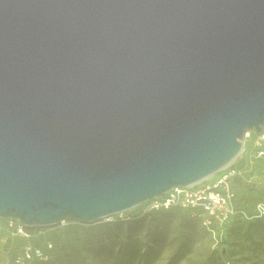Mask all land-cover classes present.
I'll use <instances>...</instances> for the list:
<instances>
[{
    "label": "water",
    "instance_id": "95a60500",
    "mask_svg": "<svg viewBox=\"0 0 264 264\" xmlns=\"http://www.w3.org/2000/svg\"><path fill=\"white\" fill-rule=\"evenodd\" d=\"M263 128L264 0H0V218L122 212Z\"/></svg>",
    "mask_w": 264,
    "mask_h": 264
},
{
    "label": "rangeland",
    "instance_id": "374dc122",
    "mask_svg": "<svg viewBox=\"0 0 264 264\" xmlns=\"http://www.w3.org/2000/svg\"><path fill=\"white\" fill-rule=\"evenodd\" d=\"M233 160L241 170L232 184L242 213L223 240L216 241L189 209L148 210L142 202L92 222L64 219L32 227L30 240H39L47 258L21 264H212L218 258L225 264H264V128L246 131ZM6 225L0 218V264H11L27 242ZM130 246L142 254L127 263Z\"/></svg>",
    "mask_w": 264,
    "mask_h": 264
},
{
    "label": "built area",
    "instance_id": "2783aa9c",
    "mask_svg": "<svg viewBox=\"0 0 264 264\" xmlns=\"http://www.w3.org/2000/svg\"><path fill=\"white\" fill-rule=\"evenodd\" d=\"M259 154H263V151L260 150ZM240 174V168L232 160L219 171L195 184L175 186L144 203L148 210L171 207L189 209L193 214L202 217L205 227L214 234L215 240L219 241L224 237L227 225L242 213L236 203L232 184V179ZM6 219V228L11 230L12 235L27 240L23 246L22 255L15 259L18 264L29 259L47 258L41 248L30 241L34 233L28 230L26 225L16 218Z\"/></svg>",
    "mask_w": 264,
    "mask_h": 264
},
{
    "label": "trees",
    "instance_id": "16d2710c",
    "mask_svg": "<svg viewBox=\"0 0 264 264\" xmlns=\"http://www.w3.org/2000/svg\"><path fill=\"white\" fill-rule=\"evenodd\" d=\"M235 219V218H234ZM234 219H232V221L234 220ZM229 225V224H228ZM228 225H227V227H226V231H225V234H224V237L226 236V233H227V231H228ZM27 229L28 230H30V231H33V228L32 227H27ZM19 238H21V237H19ZM23 239V238H22ZM222 240H223V238H222ZM31 241V240H30ZM36 247H39V248H41V246H40V244H39V240H37V239H34L33 240V242H32ZM25 244V243H24ZM24 244L22 245V247L18 250V253H16L15 255H13V258H12V262H11V264H18L16 261H15V259L18 257V256H21L22 255V250H23V246H24ZM130 250H131V252L128 254V259L126 260L127 261V263H132L134 260H136V259H139L140 257H141V249H139V248H137V249H133L131 246H130ZM34 259H39V258H34ZM25 262V261H24ZM39 262L40 263H44V261L42 260V259H39ZM212 264H225L221 259H216L215 260V262L214 263H212Z\"/></svg>",
    "mask_w": 264,
    "mask_h": 264
}]
</instances>
